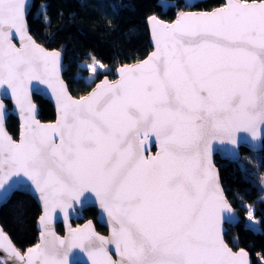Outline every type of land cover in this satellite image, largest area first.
<instances>
[{
	"label": "snow or ice",
	"instance_id": "snow-or-ice-1",
	"mask_svg": "<svg viewBox=\"0 0 264 264\" xmlns=\"http://www.w3.org/2000/svg\"><path fill=\"white\" fill-rule=\"evenodd\" d=\"M26 3L0 0V95L14 98L31 121L14 142L0 102V197L5 178L28 177L43 201L46 231L27 257L13 255L24 264H68L72 249L85 247L82 238L92 264H248L247 253L233 252L221 235L222 214H234L210 148L213 140L227 136L236 145V133L255 138L264 129V0H226L211 13H180L171 25L150 17L156 50L79 101L61 86V116L48 126L25 108V84L41 70L55 75L60 54L26 34ZM149 134L160 150L146 159L140 138ZM85 193L99 198L111 236L89 224L86 236L76 230L66 240L50 238V210L88 199Z\"/></svg>",
	"mask_w": 264,
	"mask_h": 264
},
{
	"label": "trees",
	"instance_id": "trees-1",
	"mask_svg": "<svg viewBox=\"0 0 264 264\" xmlns=\"http://www.w3.org/2000/svg\"><path fill=\"white\" fill-rule=\"evenodd\" d=\"M51 3V12L57 14V21L47 13ZM224 3L225 0H194L192 4L184 0H34L26 20L37 41L63 52V78L70 92L79 97L102 76H115V68L141 60L153 49L147 25L153 14L172 21L180 11L208 10ZM93 56L108 65V69L100 70L89 82L87 75L90 71L82 62ZM33 96L40 106L38 116L43 121L55 119L51 102L41 95ZM8 106L10 108V102ZM6 127L16 138L19 119L10 113ZM240 151L238 161L221 160L215 156L224 193L241 216L237 224L227 225L224 238L233 249H246L253 259L252 264H264V139L260 150L244 147ZM248 206L253 207L258 230L246 223ZM39 214V204L31 195L21 191L13 192L8 201L0 205V223L21 251L38 240L36 220ZM97 214L96 207H86L74 216L71 223L75 225L92 219L97 230L106 233V226L96 220ZM57 231L63 232L60 223Z\"/></svg>",
	"mask_w": 264,
	"mask_h": 264
},
{
	"label": "water",
	"instance_id": "water-1",
	"mask_svg": "<svg viewBox=\"0 0 264 264\" xmlns=\"http://www.w3.org/2000/svg\"><path fill=\"white\" fill-rule=\"evenodd\" d=\"M34 0H27L26 3V10H25V24H26V34L28 36H31L32 39L35 41L37 45H39L41 48H43L45 51L52 52L56 51L59 52V60L57 69L55 72V75H53L50 71L45 72L43 70L37 72L35 75L39 78H33L30 79L25 84V88L27 91V99L25 100V108H27L29 105L32 109V115L34 116L35 120L43 126L48 125H55L57 124L58 120L61 116V107L63 105V97L62 95H58L61 86L63 87V91L66 92L67 96L71 97L73 100L79 101L81 98H86L90 96L95 90H97V86L102 84L103 82L107 81L108 83H116L119 81L120 77L118 75L117 69L124 67V66H134L137 63L144 61L148 58V56L156 50L155 48V41L153 37L152 32V22H150L149 18L147 20L148 30H149V36H150V43L151 47L153 48L143 59L133 61L132 63H126L122 64L121 66L115 68V76L109 77L108 75L102 76L96 83L90 88V90L81 96H75L72 94L69 90L68 84L63 78V64H64V55L63 52L59 49H50L46 46H44L41 42L37 41L32 35L31 31H29L28 21L26 20L28 14L32 10ZM226 4L217 6L213 9H206V10H184L178 12L177 16L172 21H166L159 18L156 14H153L151 17H155L156 20L165 23V24H174L177 19L179 18L180 13L185 14H191V13H202L207 12L211 13L214 10H217L221 7H223ZM12 44L16 46V48L22 47V40H21V34L20 33H14L12 37ZM56 89V91H54ZM41 95L44 99L49 100L54 106L55 109V119L43 121L38 115L40 106L35 101L33 95ZM10 102V108L8 106V102ZM0 102L4 105V118H3V130L4 132L12 138V140L16 143H19L21 140L22 133L26 131V128L28 125L31 124L30 120H26V116L28 113L22 112L20 105L15 104L14 98H10L8 96L0 95ZM12 113L14 116H16L19 119V133L17 137L15 138L10 131L6 127V120L8 115ZM237 141L236 145H232L230 139L225 136L222 137L220 140H213L211 142V148H210V160L211 164L218 176V182L219 187L222 190V195L227 202V205L230 207L232 214L228 216L227 219H224L222 214V218L219 224V227L221 229V235L223 237V240L225 244L233 251V252H239L240 249H243L247 253V260L248 264L253 263V259L251 258L250 253L241 247H238V249H233L231 245L226 241L224 238V233L227 230V225H235L240 220L241 216L239 215L237 209L234 208V206L231 205L227 195L224 193L223 185H221L220 180V174H219V168L218 164L215 163V156L218 155L221 160H231V161H238L241 157V148H248L255 150H260L263 146V139H264V129H258L257 135L255 138L251 137L250 134H244V133H236L234 137ZM141 144H140V152L142 155L147 159L151 158L153 156H156L159 152V144L155 140V137L151 134L145 137H141ZM58 142V141H57ZM155 147V150L153 151L152 148ZM6 183L5 187L7 188V192L4 193L2 197H0V205L6 203L8 199L12 196V193L15 191H21L25 194L31 195L37 204L40 206V214L39 217L36 220V226L38 230V240L36 243L32 244L31 246L26 247L24 250H20L16 247L13 239L9 236V234L5 231L4 227H2L0 223V229H2V234H0V245H3V247H0V261L3 262V264H24V262H21L18 260V257L13 255L12 249H15L16 252H18L21 256L27 257V250L34 248L37 244L42 243L43 237L42 233L46 231L45 224L41 221V217L44 216V206L43 201L40 198L39 193L35 190V185L32 183L31 180H29L28 177L20 175V176H13L11 180H8L5 178ZM0 192H3V190H0ZM85 196L88 197V199H85L84 197H81L79 200L73 201V200H65L61 202V205L55 207L54 209L50 210V224L48 225L47 230L52 233V236L50 238H59L62 240H66L70 237L71 231L81 230V237L87 235V228L89 224L91 225V230L94 231L97 235L104 237L105 239L109 238L112 234V225L108 220L107 213L104 211L100 204H99V198L95 196V193H85ZM86 207H96L97 209V216L96 220L105 225L107 228L106 233H101L99 230H97L96 224L92 219H86L85 221L81 223H76L73 225L71 223V220L74 218V216L78 215L79 212L84 210ZM60 223L63 225V232L60 233L57 231V224ZM78 244H83L85 247H77L73 248L72 252L68 256V264H92L93 257L89 256L88 251L85 250L87 246V241L84 239H79L77 241ZM109 255L113 260H119V255L117 251L115 250L114 245H109Z\"/></svg>",
	"mask_w": 264,
	"mask_h": 264
},
{
	"label": "rangeland",
	"instance_id": "rangeland-1",
	"mask_svg": "<svg viewBox=\"0 0 264 264\" xmlns=\"http://www.w3.org/2000/svg\"><path fill=\"white\" fill-rule=\"evenodd\" d=\"M187 4H192L194 2V0H184ZM51 6H52V3L48 5V10H47V13L49 15V17L53 20V21H57L58 19V16L57 14L51 12ZM94 57V56H93ZM93 57L89 60V61H86V62H82L83 66L87 67L88 70L90 71L89 74L87 75V81H91L92 79H94L98 73L100 72V70H107L108 69V65H106L105 63H103L101 60H98L94 57ZM99 65H102L103 68L101 69L99 67ZM95 69V71L93 70ZM251 212V216H249V213ZM245 216H246V223L247 225L253 227L254 229L258 230V221L255 219V217L253 216V207L252 206H248L247 207V211L245 213Z\"/></svg>",
	"mask_w": 264,
	"mask_h": 264
}]
</instances>
